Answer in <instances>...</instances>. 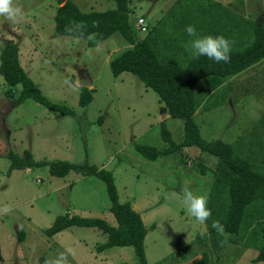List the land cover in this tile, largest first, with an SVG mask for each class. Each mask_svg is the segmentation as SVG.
<instances>
[{
    "label": "rangeland",
    "instance_id": "obj_1",
    "mask_svg": "<svg viewBox=\"0 0 264 264\" xmlns=\"http://www.w3.org/2000/svg\"><path fill=\"white\" fill-rule=\"evenodd\" d=\"M65 1L12 0L22 18H0V52L7 40H15L20 63L39 89L74 109L73 114H60L31 98L16 106L5 95L8 86L0 74V264H51L61 252L68 264H139L133 246L98 251L108 235L96 227L45 233L65 213L101 217L113 225L117 220L105 182L96 174L70 171L58 177L47 165L9 172L8 153L23 155L25 149L37 161H88L111 170L120 201H130L148 228L144 245L150 263L187 264L207 251L208 264H264L253 260L263 233L259 222L264 221V200L248 209L246 223L257 216L248 230L239 235L217 231L227 239L217 246L208 222L201 224L187 213L181 189L206 194L208 207L227 205V192L221 193L223 200L212 201L219 158L186 144L156 159L139 151L138 145H170L164 131L179 144L184 120L165 113L157 93L135 74L112 73L110 60L129 45L119 32L94 47L86 38L54 36L56 8ZM73 1L83 11L116 7L114 0ZM130 9L139 37L147 35L136 26L144 17L151 30L156 27L150 37L153 44L158 39V51L182 64L192 57L181 50L186 20L199 35H223L232 48L254 40L255 24L264 27V0H131ZM83 74L91 81L87 88L93 95L85 106L80 104ZM196 121L203 138L231 144L236 154L264 169V62L205 96Z\"/></svg>",
    "mask_w": 264,
    "mask_h": 264
},
{
    "label": "trees",
    "instance_id": "obj_2",
    "mask_svg": "<svg viewBox=\"0 0 264 264\" xmlns=\"http://www.w3.org/2000/svg\"><path fill=\"white\" fill-rule=\"evenodd\" d=\"M114 1L116 7L112 9L83 11L73 0H66L56 8L54 36L86 38L88 46L94 47L110 38L115 32H119L129 43L126 49L110 60L112 73L115 76L124 72L135 74L146 88L157 93L160 101L164 103L167 114L184 120L185 131L184 140L179 144L174 143L167 131H164V138L170 142L167 147L157 149L155 146L138 145L137 148L147 158L156 159L158 155L168 154L186 144L198 146L201 151L219 158L215 171L216 188L211 192L212 201L223 200L221 195L223 192L228 193L229 201L227 205L220 207L210 206L211 214L207 222L212 240H217L215 244L220 246L227 239L224 238L225 235L218 234L217 230L212 228L213 222L222 225L220 232L239 235L249 229L252 220L257 219V216L253 215L254 219L245 222L248 209L255 208L260 199L264 200V169L256 168L255 164L248 159L236 154L231 144L221 139L209 141L203 138L200 125L196 121V111L204 97L212 94L216 87L228 80L230 76L239 74L264 59V27L255 24L254 40L243 48L241 44L237 48H231L229 60L226 63L223 61L217 63L206 57H190L186 64L170 62L156 48L158 39L154 44L151 41V32L156 27L151 30L148 25L147 35L139 37L135 23L130 18L131 0ZM190 22V20L184 22L183 34L184 27ZM77 23L84 26L82 34L71 31ZM184 38L185 36H183L185 41ZM181 50L185 52L186 57H189L185 44L184 49ZM0 74L8 86L5 95L13 99L14 105H20L31 98L60 114L74 113L72 107L51 100L39 89L22 67L19 59V45L13 39L7 40L0 52ZM197 84L200 85L199 89ZM81 89L80 104L85 106L93 98L92 88L81 87ZM23 153V155L14 151L8 153L9 172L13 169L47 165L50 173L58 177H64L70 171L82 175H98L105 182L111 203L110 210L117 220V224L113 225L101 217H84L79 214L65 213L58 215L51 226L45 229L46 234L53 236L70 226L96 227L108 235L107 240L97 246L98 251L115 246H133L139 264H162V260L155 263L148 261L144 245L148 228L141 213L130 201H120L111 170L99 168L88 161L82 163L64 159L37 161L30 150L25 149ZM258 213L260 216V212ZM259 224L262 225L263 233L260 235L259 244L257 243L258 254L253 259L255 262L264 261V221H260ZM253 236H256L254 238L258 242L257 235L253 233L251 238ZM209 255L207 251H204L199 259L187 264H208L210 263ZM1 259L0 243V262Z\"/></svg>",
    "mask_w": 264,
    "mask_h": 264
},
{
    "label": "clouds",
    "instance_id": "obj_3",
    "mask_svg": "<svg viewBox=\"0 0 264 264\" xmlns=\"http://www.w3.org/2000/svg\"><path fill=\"white\" fill-rule=\"evenodd\" d=\"M22 10L13 5L12 0H0V18L5 21L15 22L22 18ZM84 26L81 23L75 24L71 31L82 34ZM184 32L189 37L185 43V50L192 57H206L214 62H228L229 53L232 48L231 40L223 35H199L195 25L188 24L184 27ZM182 203L185 205L187 213L197 222L205 223L211 212L208 207L206 194H194L187 187L181 189ZM7 211V209H5ZM212 228L217 231L222 230V225L217 222L212 223ZM47 264V262H46ZM51 264H68L67 257L63 252L59 253Z\"/></svg>",
    "mask_w": 264,
    "mask_h": 264
},
{
    "label": "built area",
    "instance_id": "obj_4",
    "mask_svg": "<svg viewBox=\"0 0 264 264\" xmlns=\"http://www.w3.org/2000/svg\"><path fill=\"white\" fill-rule=\"evenodd\" d=\"M136 26L141 32H146L148 30V23L144 17H140L137 20Z\"/></svg>",
    "mask_w": 264,
    "mask_h": 264
},
{
    "label": "crops",
    "instance_id": "obj_5",
    "mask_svg": "<svg viewBox=\"0 0 264 264\" xmlns=\"http://www.w3.org/2000/svg\"><path fill=\"white\" fill-rule=\"evenodd\" d=\"M150 27V26H149ZM184 34H186L185 32H184ZM202 34H203V32H202ZM186 38V39H185ZM185 41H187L188 39H189V37L187 36V35H185ZM261 62H264V59L261 61ZM246 70V69H245ZM243 72V71H242ZM241 73V72H240ZM239 73V74H240ZM238 74H235V75H233V76H230L229 78H228V80H226L225 82H228V84H229V82H230V80H233V77H235V76H237ZM224 82V83H225ZM224 83H222V84H224ZM221 84V85H222ZM218 87V86H217ZM211 94H208V96H210ZM203 101H204V99L202 100V102L200 103V105H199V108L198 109H200L201 108V106H202V103H203ZM198 109H197V111H198ZM163 111L165 112V113H167L166 111V109H165V107L163 108ZM197 111H196V114H197Z\"/></svg>",
    "mask_w": 264,
    "mask_h": 264
},
{
    "label": "water",
    "instance_id": "obj_6",
    "mask_svg": "<svg viewBox=\"0 0 264 264\" xmlns=\"http://www.w3.org/2000/svg\"><path fill=\"white\" fill-rule=\"evenodd\" d=\"M90 83H91V81H90L89 77L87 76V74H83L81 76V79L79 81V84L81 86L87 87Z\"/></svg>",
    "mask_w": 264,
    "mask_h": 264
}]
</instances>
